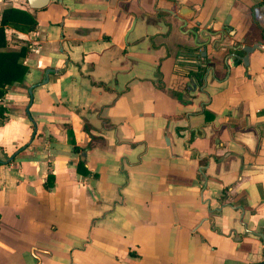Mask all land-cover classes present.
<instances>
[{
	"label": "crops",
	"instance_id": "0c3cea01",
	"mask_svg": "<svg viewBox=\"0 0 264 264\" xmlns=\"http://www.w3.org/2000/svg\"><path fill=\"white\" fill-rule=\"evenodd\" d=\"M10 7L37 26L0 49L28 47L0 101V264H264V0Z\"/></svg>",
	"mask_w": 264,
	"mask_h": 264
},
{
	"label": "trees",
	"instance_id": "16d2710c",
	"mask_svg": "<svg viewBox=\"0 0 264 264\" xmlns=\"http://www.w3.org/2000/svg\"><path fill=\"white\" fill-rule=\"evenodd\" d=\"M162 17V16H161ZM37 26L36 18L28 11L10 7L4 9L0 14V49L4 48L7 42L6 39V29L12 28L19 33H29L35 30ZM184 49V48H180ZM186 50V49H185ZM28 47L24 43L19 51H0V101L6 92V87L14 83H21L27 73V67L22 64L21 59L27 54ZM187 55L192 56L193 52L186 50ZM186 61V62H185ZM195 60L184 59L182 62L177 63V68L183 70V77H186L189 82H195L196 85L200 86L202 83V76L204 73V66L196 64L195 62H187ZM158 86L162 87V83L158 80ZM188 88V87H187ZM186 87L184 88L187 91ZM178 95L179 92H176ZM180 101V100H179ZM5 108L0 105V118H3V113ZM206 120H210L211 116L205 114ZM69 136V143L72 146L73 152L77 153L81 151L73 140L71 130H67ZM77 173H82L84 175L89 174V171L84 167V163L79 161L77 163ZM49 185L52 184V177L48 176Z\"/></svg>",
	"mask_w": 264,
	"mask_h": 264
},
{
	"label": "water",
	"instance_id": "95a60500",
	"mask_svg": "<svg viewBox=\"0 0 264 264\" xmlns=\"http://www.w3.org/2000/svg\"><path fill=\"white\" fill-rule=\"evenodd\" d=\"M48 1L49 0H26L28 7L30 9H32V10H40V9L44 8L48 4ZM188 11L190 12L191 10L189 8L185 7V6H181L179 8L177 14L180 17L189 19L190 18V15H187V12ZM231 49L232 50L241 49L245 53V56L242 57V61H243L244 64L247 65L249 54L252 53L254 50L258 49V47L257 46H251V47H248V46H244V47L237 46V47H232ZM203 55H204V53H203ZM50 71H51L50 69H47L45 71V74H44L45 79L43 80V82L46 81L47 75H48V73Z\"/></svg>",
	"mask_w": 264,
	"mask_h": 264
}]
</instances>
